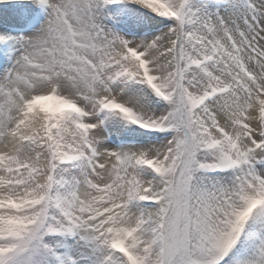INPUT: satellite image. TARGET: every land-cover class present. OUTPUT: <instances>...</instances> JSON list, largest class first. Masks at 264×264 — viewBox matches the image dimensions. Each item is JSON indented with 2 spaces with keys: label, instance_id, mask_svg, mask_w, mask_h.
Wrapping results in <instances>:
<instances>
[{
  "label": "snow or ice",
  "instance_id": "6c2138e0",
  "mask_svg": "<svg viewBox=\"0 0 264 264\" xmlns=\"http://www.w3.org/2000/svg\"><path fill=\"white\" fill-rule=\"evenodd\" d=\"M0 264H264V0H0Z\"/></svg>",
  "mask_w": 264,
  "mask_h": 264
},
{
  "label": "rangeland",
  "instance_id": "374dc122",
  "mask_svg": "<svg viewBox=\"0 0 264 264\" xmlns=\"http://www.w3.org/2000/svg\"><path fill=\"white\" fill-rule=\"evenodd\" d=\"M15 6H9V8L8 9H4V12H5V14H7V12L8 11H10L12 8H14Z\"/></svg>",
  "mask_w": 264,
  "mask_h": 264
}]
</instances>
